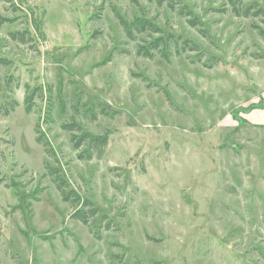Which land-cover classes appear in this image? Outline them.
<instances>
[{
	"label": "rangeland",
	"instance_id": "rangeland-1",
	"mask_svg": "<svg viewBox=\"0 0 264 264\" xmlns=\"http://www.w3.org/2000/svg\"><path fill=\"white\" fill-rule=\"evenodd\" d=\"M14 4L0 1V264H264V14L233 10L264 0ZM116 12L153 29L130 39ZM159 38L167 59L138 54ZM72 124L108 136L101 159H79ZM46 164L113 229L73 219Z\"/></svg>",
	"mask_w": 264,
	"mask_h": 264
},
{
	"label": "trees",
	"instance_id": "trees-1",
	"mask_svg": "<svg viewBox=\"0 0 264 264\" xmlns=\"http://www.w3.org/2000/svg\"><path fill=\"white\" fill-rule=\"evenodd\" d=\"M6 5L10 7H15L14 0H0ZM151 2L155 1L159 6L167 5L170 8H174V4L178 2V0H150ZM235 7L233 8L234 13L237 17H245L249 18L251 16H261L264 14L263 9H259L256 11L254 8V4L243 6L242 8H238L236 4H233ZM256 11V12H253ZM180 15L183 17L189 18V23L191 27L194 29H199L202 26V23L198 18L193 17V13L188 10L187 7H183L181 9ZM116 17L120 23V26L124 29L125 33L130 39H135V31L139 34L146 33L147 30H152V26H150L149 22L146 20H137L135 22H127L120 13L116 12ZM191 17V18H190ZM39 30V28H37ZM204 37H207V31L204 29L199 30ZM10 37L13 41L18 43L27 44L32 40L31 34L28 31L25 32H16L11 33ZM176 44V41L174 42ZM167 45V41L163 38H159L153 40L148 43L147 46H142L138 49V54L144 56L145 58L152 59L156 53L159 54L163 59H167V55L162 52V47ZM184 47H188L192 52L200 51L199 46L193 43L190 40H185ZM161 49V50H160ZM155 53V54H153ZM34 101V95H27L25 99L26 110L27 112L32 111V105ZM17 107L16 102H13L12 108L6 109L4 115L8 116L11 111H13ZM64 129L71 133V142L75 150L79 151L85 147L86 150L79 154V159L81 160H91L93 158L101 159L104 155L105 149L108 145V136H93L89 132H85L78 125H67L64 126ZM75 132L80 133V135L75 134ZM38 142L42 144L48 155L55 156V152L51 147L50 143L44 140L42 137L38 138ZM46 169L48 170V175L52 178L57 190L59 191L62 200L69 204L72 208L75 209L72 218L82 222L84 225L89 226L91 228V232L93 233L96 239H100V231L92 230L93 227H96L99 223L102 225L104 222L106 223L104 226V231H111L113 229L112 222H108V216L103 214V212L95 206V204L89 199H83L76 191L69 190V185L67 181L59 174L57 169L50 167L46 164ZM2 183V182H0Z\"/></svg>",
	"mask_w": 264,
	"mask_h": 264
}]
</instances>
